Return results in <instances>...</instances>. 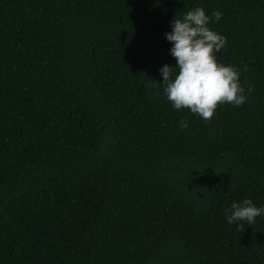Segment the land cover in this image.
<instances>
[{"label": "trees", "instance_id": "1", "mask_svg": "<svg viewBox=\"0 0 264 264\" xmlns=\"http://www.w3.org/2000/svg\"><path fill=\"white\" fill-rule=\"evenodd\" d=\"M196 7L248 97L209 121L159 83ZM244 199L264 206V0H0V264H264V215L225 218Z\"/></svg>", "mask_w": 264, "mask_h": 264}, {"label": "clouds", "instance_id": "2", "mask_svg": "<svg viewBox=\"0 0 264 264\" xmlns=\"http://www.w3.org/2000/svg\"><path fill=\"white\" fill-rule=\"evenodd\" d=\"M222 13L213 10L206 15L203 7L186 12L182 18L171 21L172 31L166 39L172 43L170 54L176 65L165 64L159 71L163 93L174 109H188L204 121H209L218 105L242 106L248 99L240 83V71L232 65L217 62L219 53L226 44V37L209 27L212 18L221 19ZM246 71V67L244 68ZM253 85H248V92ZM181 129L188 124L181 120ZM228 224L236 223L237 231L244 232L245 223L252 226L258 216L264 215V206L257 207L251 199L233 202L224 210Z\"/></svg>", "mask_w": 264, "mask_h": 264}, {"label": "rangeland", "instance_id": "3", "mask_svg": "<svg viewBox=\"0 0 264 264\" xmlns=\"http://www.w3.org/2000/svg\"><path fill=\"white\" fill-rule=\"evenodd\" d=\"M147 91L149 96L155 97L157 95V87L155 85H148L147 86Z\"/></svg>", "mask_w": 264, "mask_h": 264}]
</instances>
